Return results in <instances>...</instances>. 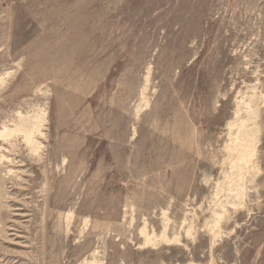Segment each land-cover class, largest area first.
I'll list each match as a JSON object with an SVG mask.
<instances>
[{"label": "rangeland", "instance_id": "obj_1", "mask_svg": "<svg viewBox=\"0 0 264 264\" xmlns=\"http://www.w3.org/2000/svg\"><path fill=\"white\" fill-rule=\"evenodd\" d=\"M0 264H264V0H0Z\"/></svg>", "mask_w": 264, "mask_h": 264}]
</instances>
